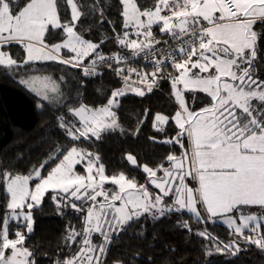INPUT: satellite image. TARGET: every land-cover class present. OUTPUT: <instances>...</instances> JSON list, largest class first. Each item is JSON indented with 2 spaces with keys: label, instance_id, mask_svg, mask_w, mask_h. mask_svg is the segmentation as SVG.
<instances>
[{
  "label": "snow or ice",
  "instance_id": "obj_1",
  "mask_svg": "<svg viewBox=\"0 0 264 264\" xmlns=\"http://www.w3.org/2000/svg\"><path fill=\"white\" fill-rule=\"evenodd\" d=\"M118 3L122 27L119 32L112 27V40L121 51L105 53L104 37L86 39L77 27L84 16L103 26L105 8L111 7L105 0H0V78L32 95L38 106L56 108L65 137L27 175L0 168V264H36L26 241L34 232V210L42 209L48 194L58 214L71 208L81 221L80 228L69 225L65 236L66 246L75 250L56 264H104L113 234L141 218L185 212L197 223L215 218L227 223L237 239L217 243L216 252L235 255L240 240L264 251V76L256 67L264 49V0ZM154 26L173 44L158 48ZM53 37L59 42L49 43ZM141 54L151 71L133 66ZM49 62L78 69L84 78L102 75L106 64L123 86L98 105L68 99L61 88L65 77L54 79L36 67ZM165 79L174 114L145 109L138 123L154 120L159 132L174 126L173 137L150 139L178 145L179 154L171 151L152 166L128 154L127 161L144 174L143 183L124 172L109 174L99 155L81 145L123 131L116 113L121 98L129 90L142 97ZM197 93L204 94V103L194 110L190 101L200 98ZM181 227L192 231L187 221ZM196 234L217 239L206 228Z\"/></svg>",
  "mask_w": 264,
  "mask_h": 264
},
{
  "label": "trees",
  "instance_id": "obj_2",
  "mask_svg": "<svg viewBox=\"0 0 264 264\" xmlns=\"http://www.w3.org/2000/svg\"><path fill=\"white\" fill-rule=\"evenodd\" d=\"M24 2L26 0H19L21 4ZM60 2L63 4V0ZM80 2L86 4L87 0ZM105 2L111 7L105 8L106 19L103 26L95 17L84 16L77 27L86 39L99 41L104 37L106 43L102 50L105 53H115L121 51L112 40L114 36L112 27L115 26L118 32L122 27L120 6L118 0ZM138 3L150 7L152 0H138ZM61 11L62 15H68L70 18V13H64L63 8ZM158 29V26H154L153 30L155 32ZM165 36L167 35L163 34V37ZM48 42L59 40L53 37L48 39ZM12 47L17 53L22 52L18 46ZM261 52L256 67L258 74L264 76V49ZM36 67L42 68L45 74L51 75L54 79L63 75L65 80L61 88L65 97L90 106L98 105L114 88L123 86L120 79L108 71H103L99 76L84 78L78 75V69L66 68L54 62L37 64ZM143 70L151 69L143 67ZM165 72L168 74L171 71ZM160 83L161 91L153 90L141 97L129 90L128 94L121 98L116 113L123 131L117 129L109 132L103 140L96 141L91 146L87 142L81 145L99 155L109 174L124 172L143 183L144 174L127 161L128 154L133 155L139 164L149 166L159 164L171 151L179 154L178 145H163L150 139L173 137L174 126H164L165 132H159L153 128L154 120H146L142 125L138 123V120L143 119L145 109L150 110L153 115L174 114V104L170 100V82L163 80ZM196 95L200 98L190 101V106L194 110H198L204 103V94ZM57 114L54 107L38 106L37 99L7 77L0 78V168H11L17 173L27 175L33 166L48 157L55 146L63 145L65 137L56 124ZM50 195L44 199L42 209L34 210V232L26 241V246L34 254L36 264H56L58 259L71 255L76 247L74 245L69 249L64 237L68 224L74 221L73 217L77 218L78 214L73 212L76 215L71 216L72 210L64 211L63 215L58 214ZM179 217H184L190 223L191 232L181 227ZM212 224L213 226L209 227L197 223L187 212L183 215L174 213L160 220H153L151 217L141 218L138 223L120 232L119 236H113V243L109 246L104 264H114L117 260L122 261V264H264V251L244 242L239 241L240 251L235 255L216 252L217 243L223 246L237 237L229 235L232 230L223 223V220L215 218ZM12 227L15 228L14 222ZM205 228L217 239L206 240L196 234V231ZM206 249H211L212 255H207Z\"/></svg>",
  "mask_w": 264,
  "mask_h": 264
},
{
  "label": "rangeland",
  "instance_id": "obj_3",
  "mask_svg": "<svg viewBox=\"0 0 264 264\" xmlns=\"http://www.w3.org/2000/svg\"><path fill=\"white\" fill-rule=\"evenodd\" d=\"M155 35V38L157 39V40H159L161 37L158 35V34H154ZM141 70H143V69H141ZM164 75L165 76H167L168 74H166V72L164 73ZM161 81H163V80H161ZM160 81V82H161ZM164 81H166V80H164ZM160 84L161 83H159V87H160ZM173 103V102H172ZM153 128L155 129V127L153 126ZM157 130V129H156ZM79 167V166H78ZM189 183L190 184H192V183H194V182H192V181H189ZM49 195V194H48ZM48 195H46L45 196V198L48 196ZM53 203V202H52ZM54 204V203H53ZM55 206V205H54ZM68 210H72L71 208H65L64 209V211H68ZM57 211V210H56ZM252 211H256V212H259V210L258 209H252ZM74 211L72 210V213H71V216H75L76 214H74L73 213ZM77 216V218H74L73 217V220L74 221H71V223H69L68 225H72V226H75V227H77V228H80L81 227V221H80V218H79V215H76ZM218 220H223V218H217ZM178 220L180 221V223H182L183 221H186L185 220V218L184 217H179L178 218ZM209 221H211V220H209ZM208 221V223L207 224H205V225H208L209 227H212L213 226V224H212V222H209ZM15 223V222H14ZM189 223V222H188ZM223 223L228 227V225H227V223H225L224 222V220H223ZM189 226H190V223H189ZM69 227V226H68ZM229 228V227H228ZM203 229H200L199 231H202ZM211 230V229H210ZM231 230V229H230ZM196 232H198V231H196ZM67 233V232H66ZM230 233V232H229ZM115 234H113V236H114ZM229 235H232V233H230ZM234 236V235H233ZM234 237H236V236H234ZM64 241H65V237H64ZM240 242H244L243 240H240Z\"/></svg>",
  "mask_w": 264,
  "mask_h": 264
},
{
  "label": "built area",
  "instance_id": "obj_4",
  "mask_svg": "<svg viewBox=\"0 0 264 264\" xmlns=\"http://www.w3.org/2000/svg\"><path fill=\"white\" fill-rule=\"evenodd\" d=\"M168 44L169 45H171V44H173V42L168 38ZM157 47L158 48H167L168 47V45H166V44H162V45H157ZM157 55H159V53L157 54ZM133 63V66H135V67H138V68H140V69H143V67H148V68H152V65H151V63L149 62V60L148 59H145V58H143V54H141V57L140 58H137L135 61H133L132 62ZM125 67H126V65H125ZM165 70H168V71H172V69H171V67H169V68H167V69H165ZM100 71L101 72H103V71H108V72H111L112 74H114V72L112 71V70H110V69H108L107 68V65L105 64L101 69H100ZM115 75V74H114ZM116 76V75H115ZM118 79H120V77H118V76H116ZM89 78H92V77H89ZM166 80V79H165ZM120 81H121V79H120ZM122 82V81H121ZM153 90H157V91H161L160 89H159V87H156V88H154Z\"/></svg>",
  "mask_w": 264,
  "mask_h": 264
},
{
  "label": "crops",
  "instance_id": "obj_5",
  "mask_svg": "<svg viewBox=\"0 0 264 264\" xmlns=\"http://www.w3.org/2000/svg\"><path fill=\"white\" fill-rule=\"evenodd\" d=\"M157 31V32H156ZM155 31V33L154 34H158L161 38L159 39V41H160V45H162V44H165L164 42L166 41V40H168V36H165V37H163V33H160V31H159V29L158 30H156ZM133 38H135V37H133ZM151 71V70H150ZM159 87V86H158Z\"/></svg>",
  "mask_w": 264,
  "mask_h": 264
},
{
  "label": "clouds",
  "instance_id": "obj_6",
  "mask_svg": "<svg viewBox=\"0 0 264 264\" xmlns=\"http://www.w3.org/2000/svg\"><path fill=\"white\" fill-rule=\"evenodd\" d=\"M155 33V32H154ZM167 41V40H166Z\"/></svg>",
  "mask_w": 264,
  "mask_h": 264
}]
</instances>
